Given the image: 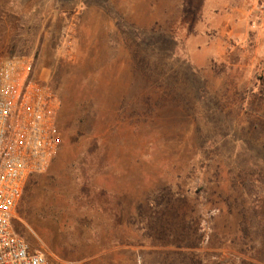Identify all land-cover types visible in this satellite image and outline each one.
Wrapping results in <instances>:
<instances>
[{"label": "rangeland", "instance_id": "obj_1", "mask_svg": "<svg viewBox=\"0 0 264 264\" xmlns=\"http://www.w3.org/2000/svg\"><path fill=\"white\" fill-rule=\"evenodd\" d=\"M0 48L63 101V147L18 208L32 249L264 264V0H0Z\"/></svg>", "mask_w": 264, "mask_h": 264}, {"label": "built area", "instance_id": "obj_2", "mask_svg": "<svg viewBox=\"0 0 264 264\" xmlns=\"http://www.w3.org/2000/svg\"><path fill=\"white\" fill-rule=\"evenodd\" d=\"M62 104L33 57L0 56V264H54L15 223L28 181L47 173L61 149Z\"/></svg>", "mask_w": 264, "mask_h": 264}, {"label": "trees", "instance_id": "obj_3", "mask_svg": "<svg viewBox=\"0 0 264 264\" xmlns=\"http://www.w3.org/2000/svg\"><path fill=\"white\" fill-rule=\"evenodd\" d=\"M1 48H2V50L3 51H5L6 49L5 48H7L6 46L4 47L3 45L1 46ZM0 48V49H1ZM14 49H12V50H10L9 52H7V54H1L0 53V55H5V56H11V55H14V53H15V51H13ZM63 147V142H62V145H61V148ZM36 177H37V175H35ZM35 176H32L31 178H30V180H29V182H28V184H27V187H26V190H25V192L27 191V189H28V187H29V184H31L33 181H34V179L36 178ZM170 195V193H168V194H164L162 191H160V192H155L154 194H152L151 196H150V205L151 206H153V207H156L155 209H153L154 210V217H153V224H151L150 226H149V228L150 229H152V228H154V225L157 223V221L159 222L160 221V214L158 213V212H160V209H162L163 208V205H164V203H165V200H166V198L168 197ZM171 196V195H170ZM172 200V199H171ZM167 236L168 235H163V239L164 240H166L167 239ZM257 258V257H256ZM257 259H259V258H257ZM259 260H263V259H259ZM215 264H222V263H215ZM239 264H253V263H251V262H249V261H246V260H243L242 259V261H240V263Z\"/></svg>", "mask_w": 264, "mask_h": 264}]
</instances>
